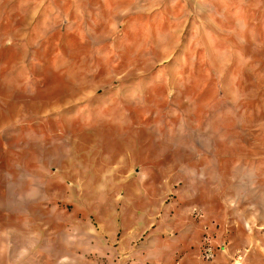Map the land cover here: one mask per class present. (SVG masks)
<instances>
[{"label": "rangeland", "instance_id": "1", "mask_svg": "<svg viewBox=\"0 0 264 264\" xmlns=\"http://www.w3.org/2000/svg\"><path fill=\"white\" fill-rule=\"evenodd\" d=\"M0 264H264V0H0Z\"/></svg>", "mask_w": 264, "mask_h": 264}]
</instances>
